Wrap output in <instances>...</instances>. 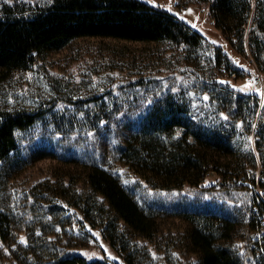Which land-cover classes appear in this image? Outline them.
I'll list each match as a JSON object with an SVG mask.
<instances>
[{
	"label": "trees",
	"instance_id": "1",
	"mask_svg": "<svg viewBox=\"0 0 264 264\" xmlns=\"http://www.w3.org/2000/svg\"><path fill=\"white\" fill-rule=\"evenodd\" d=\"M191 5L207 11L235 52L244 57L250 52L264 73V0L177 4L180 9ZM88 38L164 44L196 67L197 82L190 89L160 93L147 104L146 95H117L121 82L75 98L64 78L57 81L61 86L51 83L52 100L34 108H0V236L16 246V259L21 264H120L91 260L49 238L57 227L75 223L85 231L98 230L126 264H264V96L259 89H246V70L186 21L141 0L42 5L0 0V82ZM142 79L131 84L143 85ZM256 82L263 84L258 77ZM132 104L139 114L136 131L114 163L125 168L130 186L113 165L74 163L59 177L23 193L16 190L14 173L30 161L23 144L35 129L60 135L112 129ZM140 189L189 191L201 199L167 208L184 220L182 236L163 235L160 213L166 209L139 201L134 194ZM207 194L210 199H203ZM222 197L228 200L221 202Z\"/></svg>",
	"mask_w": 264,
	"mask_h": 264
},
{
	"label": "rangeland",
	"instance_id": "2",
	"mask_svg": "<svg viewBox=\"0 0 264 264\" xmlns=\"http://www.w3.org/2000/svg\"><path fill=\"white\" fill-rule=\"evenodd\" d=\"M23 1L42 5L50 0ZM141 1L175 14L202 33L210 43L222 46L249 74L245 82L250 87L246 89L257 91L259 89L264 96V73L260 71L250 52L246 57L237 54L222 33L215 28L207 11L201 10L196 5L180 9L177 6L179 0ZM194 68L196 67L188 64L164 44L96 38L78 39L63 50L52 53L34 70L15 73L0 82V108L4 110L34 108L52 100L56 93L51 83L63 82L64 78L71 81L68 83L70 84L68 88L75 98L101 92L121 82L123 83L121 89L115 90L117 95L123 92H131L136 94V97L146 95L149 96L146 103L151 104L154 96L167 90L179 91L192 88L197 82ZM80 74L87 75L83 78ZM140 77H143V85L131 84ZM257 77L262 81V85L257 84ZM241 83L233 84L238 87ZM66 106L62 105V107ZM134 107V104L129 105L128 111L121 115L120 124L112 129L102 128L90 133L76 132L63 135L55 134L51 130L42 132L35 129L31 134L33 138L23 144L25 151L30 152V161L27 167L14 173L16 190L23 193L25 189L32 188L42 180L59 177L72 170L74 163L77 165L96 163L105 168L113 165L115 170L119 171L121 182L130 186L132 180L127 178L125 168L114 163L118 161L136 131L133 123L139 114ZM66 162L69 163L68 166L65 165ZM256 193L261 194V189L257 188ZM134 195L144 203L157 202L160 206H164L166 211L160 213L163 235L177 238L183 235L186 224L178 214L170 213L167 208H171L174 204L181 206L182 201L193 205L201 202V199L190 194L189 191L160 193L140 189ZM207 198L210 199L208 194L203 196V199ZM220 200L223 202L228 199L222 197ZM241 204L242 202L239 206H243ZM73 214L75 219L79 218L77 213ZM54 232L50 239L73 248L75 252L86 255L91 260L109 259L126 264L98 230L87 228L85 231L81 225L74 223L57 227ZM15 247L4 242L0 236V264H21L13 254ZM175 253L184 260L185 254L179 250Z\"/></svg>",
	"mask_w": 264,
	"mask_h": 264
}]
</instances>
